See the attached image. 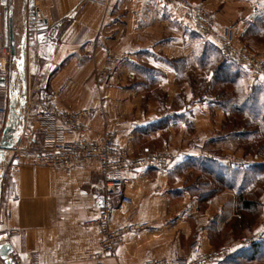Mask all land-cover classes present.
Returning <instances> with one entry per match:
<instances>
[{
	"label": "crops",
	"instance_id": "crops-1",
	"mask_svg": "<svg viewBox=\"0 0 264 264\" xmlns=\"http://www.w3.org/2000/svg\"><path fill=\"white\" fill-rule=\"evenodd\" d=\"M83 1H45V21L57 33L56 42L47 45L38 44V32L25 27L27 0H6L11 8L12 54L5 46L0 6V72L5 74L4 92H0L4 112L0 145L15 128L9 150L0 154V234L18 231V237L8 242L11 255L38 264H97L89 257L99 249V234L83 228V223L97 219L102 210L98 202L103 197V178L97 164L32 171L30 159H24L18 169L11 166L10 150H33L41 143L34 135L33 119L44 110L46 92L55 93L62 110H92L85 123L88 141L113 132L117 143L134 155L144 148L176 155L165 170L138 171L124 177L123 195L132 204L112 201L111 228L131 223L149 227L125 234L123 245L102 264L188 257L194 255L190 249L194 242L199 246L195 254L214 250L209 237L212 225L222 241L219 248H228L233 254L248 248L250 238L264 240V195L255 225L235 239L226 227L235 213L234 192L217 195L198 211L195 198L181 191L184 178L176 170L189 157L203 156L238 170L262 163L259 158L244 156L236 139L223 138L221 126L226 117L211 99L195 101L188 83L176 82V72L167 60L192 59L194 51L191 37L196 34L185 11L162 0H95L81 6ZM190 3L209 11L218 30L231 28L239 42L264 58V41L245 38L251 24L264 22V0ZM107 53L124 55L125 60L107 83H99L96 75ZM195 74L210 78L199 69ZM242 82L246 89L254 85L264 88V75L251 79L242 74ZM154 90L163 92L166 100H145ZM75 139V134L66 136L68 141ZM194 140H198L195 145ZM231 158L238 162L232 163ZM218 209H222L221 216H217Z\"/></svg>",
	"mask_w": 264,
	"mask_h": 264
},
{
	"label": "built area",
	"instance_id": "built-area-1",
	"mask_svg": "<svg viewBox=\"0 0 264 264\" xmlns=\"http://www.w3.org/2000/svg\"><path fill=\"white\" fill-rule=\"evenodd\" d=\"M46 0H32V9L25 17L27 30L36 29L43 21L45 15L43 5ZM167 4H175L185 11V18L189 21L192 30L201 37L211 40L221 51V55L228 61L239 65L244 74L251 79H258L264 75V58L259 57L245 44L240 43L231 28L217 29L213 15L201 6L190 3V0H162ZM95 0H85L81 6ZM44 44L53 45L57 33L52 27L46 25L42 31ZM8 55L7 50H2ZM125 60L124 55L107 53L101 69L97 72L96 79L99 83H107L111 75ZM5 74L0 72V79ZM0 92H4L0 87ZM43 112L34 116V135L41 138V143L36 149L26 147L10 150L11 166L18 169L21 161L30 159V168L36 171L44 167L57 170H71L93 162L97 164L103 178L104 204L101 214L97 219L83 223L85 230L95 229L100 237L99 249L89 258L97 264L124 243V236L129 232H140L147 229V223H131L123 227L112 229L111 218L113 213L112 201L119 199L121 204L130 206L132 201L123 195L124 177L130 173L147 170H165L176 160V155L170 151L142 149L134 155L126 148L120 146L113 132H106L100 139L88 141L85 139V123L91 118L92 110L65 111L59 108L54 92H46L42 97ZM4 112L0 109V124ZM75 134L74 141L66 140V136ZM194 140L193 144H197ZM208 158H212L207 155ZM232 163H237L236 158H231ZM222 215L218 209L217 216ZM264 228V218L261 221ZM18 231H8L0 234V244L8 243L10 239L18 237ZM257 240L250 238L248 243L254 244ZM198 243L194 242L190 249L194 255L175 259H151L144 264H219L233 253L228 248L214 249L200 254H195ZM12 264H38L36 262H23L11 254Z\"/></svg>",
	"mask_w": 264,
	"mask_h": 264
},
{
	"label": "trees",
	"instance_id": "trees-1",
	"mask_svg": "<svg viewBox=\"0 0 264 264\" xmlns=\"http://www.w3.org/2000/svg\"><path fill=\"white\" fill-rule=\"evenodd\" d=\"M191 38L194 44L192 59L181 56L167 60L176 72V82L188 83L195 101L211 99L226 117L221 126L223 138L236 139L237 148L244 156L259 158L262 163L238 170L203 156L189 157L177 168L176 174L184 178L181 191L195 198L198 211H203L217 195L234 192L235 213L226 227L238 239L255 225L260 198L264 195V88L254 85L246 89L242 82L244 72L237 63L224 59L211 40L198 34ZM245 38L263 42L264 22L257 20L251 24ZM197 69L210 78L196 75ZM146 72L152 73L151 70ZM149 99L164 101L166 95L154 90L147 94L145 100ZM209 237L214 249H221L222 241L214 225L209 229ZM219 264H264V240L256 241Z\"/></svg>",
	"mask_w": 264,
	"mask_h": 264
},
{
	"label": "water",
	"instance_id": "water-1",
	"mask_svg": "<svg viewBox=\"0 0 264 264\" xmlns=\"http://www.w3.org/2000/svg\"><path fill=\"white\" fill-rule=\"evenodd\" d=\"M0 6L3 9L2 18H3V35L5 46H8L10 50V54H12V29H11V8L7 5L6 0H2L0 2ZM32 9V0H27V12L30 13ZM47 23L43 21L42 24L37 27L36 29H30L29 32H38L37 35V42L38 44H43V34L42 31L45 29ZM3 79H0V87H3ZM15 128L12 131H8L7 134L3 138V142L0 145V154L1 156L4 155V152L9 150L10 140L12 133L14 132ZM104 204V198L101 197L98 202V207L102 208ZM12 252V248L9 243H2L0 244V262L1 264H12V261L9 255Z\"/></svg>",
	"mask_w": 264,
	"mask_h": 264
},
{
	"label": "rangeland",
	"instance_id": "rangeland-1",
	"mask_svg": "<svg viewBox=\"0 0 264 264\" xmlns=\"http://www.w3.org/2000/svg\"><path fill=\"white\" fill-rule=\"evenodd\" d=\"M233 143V142H232ZM229 145V143H227Z\"/></svg>",
	"mask_w": 264,
	"mask_h": 264
},
{
	"label": "snow or ice",
	"instance_id": "snow-or-ice-1",
	"mask_svg": "<svg viewBox=\"0 0 264 264\" xmlns=\"http://www.w3.org/2000/svg\"><path fill=\"white\" fill-rule=\"evenodd\" d=\"M0 2H2V0H0Z\"/></svg>",
	"mask_w": 264,
	"mask_h": 264
}]
</instances>
